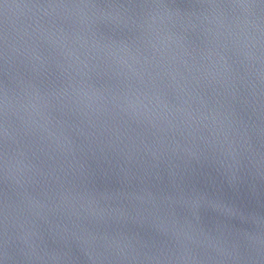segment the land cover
Wrapping results in <instances>:
<instances>
[{
  "label": "water",
  "instance_id": "water-1",
  "mask_svg": "<svg viewBox=\"0 0 264 264\" xmlns=\"http://www.w3.org/2000/svg\"><path fill=\"white\" fill-rule=\"evenodd\" d=\"M0 264H264V0H0Z\"/></svg>",
  "mask_w": 264,
  "mask_h": 264
}]
</instances>
